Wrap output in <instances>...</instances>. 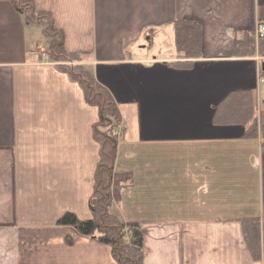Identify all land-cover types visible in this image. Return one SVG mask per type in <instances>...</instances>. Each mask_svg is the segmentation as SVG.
Instances as JSON below:
<instances>
[{
  "label": "crops",
  "instance_id": "0c3cea01",
  "mask_svg": "<svg viewBox=\"0 0 264 264\" xmlns=\"http://www.w3.org/2000/svg\"><path fill=\"white\" fill-rule=\"evenodd\" d=\"M32 1L118 105L113 207L141 221L144 264H264L243 236L244 218L264 219V140L214 122L233 90H255L264 109L262 39L237 48L264 0ZM182 21L200 27V56L178 50ZM41 46L44 26L0 0V264H118L110 245L54 222L91 215L99 109L73 63L29 62Z\"/></svg>",
  "mask_w": 264,
  "mask_h": 264
},
{
  "label": "trees",
  "instance_id": "16d2710c",
  "mask_svg": "<svg viewBox=\"0 0 264 264\" xmlns=\"http://www.w3.org/2000/svg\"><path fill=\"white\" fill-rule=\"evenodd\" d=\"M15 8L25 15L29 24L39 23L44 26V33L49 38L50 56L58 61L81 62L83 54L68 51L65 47L64 34L54 26L53 19L39 11L32 0H9ZM200 27L196 23L182 21L176 28V45L179 51L188 56L202 54ZM57 48L61 51L57 52ZM239 54H252L256 50L255 34L249 31L237 44ZM260 53L264 54V38L260 41ZM81 63H77V65ZM83 65V64H82ZM84 66V65H83ZM85 67V66H84ZM86 68V67H85ZM92 81L99 90L91 94L90 85L80 74L72 70L71 77L83 87L88 103L99 109V120L95 132L101 152L95 172L94 192L89 201L91 215L79 217L74 211L67 210L60 214L55 223L76 228L82 235L96 237L100 242L112 248V254L118 264H144L145 245L142 223L136 219H123L114 209L112 180L114 175L118 135L115 130L122 118L118 105L110 92L93 77L86 68ZM214 122L217 124H242L244 137L264 138V109H258L257 92L253 89L233 90L216 106ZM107 129L101 130L100 125ZM243 236L254 260L264 259V219L250 216L243 219Z\"/></svg>",
  "mask_w": 264,
  "mask_h": 264
},
{
  "label": "rangeland",
  "instance_id": "374dc122",
  "mask_svg": "<svg viewBox=\"0 0 264 264\" xmlns=\"http://www.w3.org/2000/svg\"><path fill=\"white\" fill-rule=\"evenodd\" d=\"M40 33V32H39ZM44 43H46V40L44 39ZM47 45H45V47H46ZM44 46H41V47H38V48H36V49H38V50H40V51H42V50H45V49H50V44H49V48H45ZM35 50V49H34ZM46 51V50H45ZM59 51H61L59 48H57V52H59ZM29 62L31 63V64H34V65H38V66H43V65H58V64H61L63 61H58V60H56V59H53L51 56H50V52H49V57L48 58H45V59H41V60H39V59H34V58H32V57H30V59H29ZM61 62V63H60ZM68 62V61H67ZM68 63H70V62H68ZM77 63H79V62H76V64L75 63H73L72 64V70H74V71H76V73L77 74H80L81 76H82V78H84L85 79V81L86 82H88L89 83V85H90V92H91V94H93L94 92H96V91H98V89L99 90H102L101 88H99L98 87V85H96L93 81H92V78H91V76H90V74H88L87 72H86V68L81 64H79V65H77ZM98 83V82H97ZM103 91V90H102ZM107 124L104 126V125H100V129L101 130H106L107 128ZM258 138H260V139H262V140H264V138L261 136V135H259V137ZM55 222V221H54ZM253 258V257H252ZM261 261L264 263V259H261Z\"/></svg>",
  "mask_w": 264,
  "mask_h": 264
},
{
  "label": "built area",
  "instance_id": "2783aa9c",
  "mask_svg": "<svg viewBox=\"0 0 264 264\" xmlns=\"http://www.w3.org/2000/svg\"><path fill=\"white\" fill-rule=\"evenodd\" d=\"M255 37L257 39L264 38V23H259L258 26L256 27ZM45 50H42V51H40L38 49L32 50L31 51V57L34 59H39V60L48 58L49 57V50L48 49H45Z\"/></svg>",
  "mask_w": 264,
  "mask_h": 264
},
{
  "label": "water",
  "instance_id": "95a60500",
  "mask_svg": "<svg viewBox=\"0 0 264 264\" xmlns=\"http://www.w3.org/2000/svg\"><path fill=\"white\" fill-rule=\"evenodd\" d=\"M263 70H264V62H263Z\"/></svg>",
  "mask_w": 264,
  "mask_h": 264
}]
</instances>
